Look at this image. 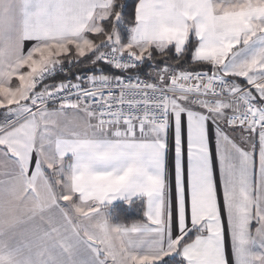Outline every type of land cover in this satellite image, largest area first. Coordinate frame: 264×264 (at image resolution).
<instances>
[{
    "label": "snow or ice",
    "instance_id": "1",
    "mask_svg": "<svg viewBox=\"0 0 264 264\" xmlns=\"http://www.w3.org/2000/svg\"><path fill=\"white\" fill-rule=\"evenodd\" d=\"M0 264H264V0H0Z\"/></svg>",
    "mask_w": 264,
    "mask_h": 264
}]
</instances>
